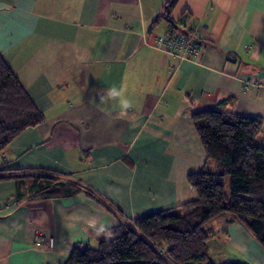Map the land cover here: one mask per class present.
<instances>
[{"label": "crops", "instance_id": "crops-1", "mask_svg": "<svg viewBox=\"0 0 264 264\" xmlns=\"http://www.w3.org/2000/svg\"><path fill=\"white\" fill-rule=\"evenodd\" d=\"M167 2L0 0V54L44 115L0 153L1 174L44 170L91 194L21 195L0 178V264H64L119 222L186 211L187 176L213 167L196 110L262 117L264 146V0H178L172 23L160 16ZM171 28L201 46L199 59L155 46ZM209 227L214 264H264L242 224Z\"/></svg>", "mask_w": 264, "mask_h": 264}, {"label": "trees", "instance_id": "trees-1", "mask_svg": "<svg viewBox=\"0 0 264 264\" xmlns=\"http://www.w3.org/2000/svg\"><path fill=\"white\" fill-rule=\"evenodd\" d=\"M177 1L168 0L160 15L171 23ZM43 121V112L0 54V153L20 132ZM191 121L213 167L187 176L196 198L183 205L186 211L168 209L119 222L96 247L73 248L64 264H214L207 246L214 233L209 223L223 216L246 227L264 247V146L256 139L263 118L211 108L192 112ZM1 173L0 178L15 179L21 195L70 197L86 189L39 169Z\"/></svg>", "mask_w": 264, "mask_h": 264}, {"label": "built area", "instance_id": "built-area-1", "mask_svg": "<svg viewBox=\"0 0 264 264\" xmlns=\"http://www.w3.org/2000/svg\"><path fill=\"white\" fill-rule=\"evenodd\" d=\"M155 46L164 53L193 61L197 58L199 59L203 52L199 44L182 35H175L171 31L166 32L164 36L156 38Z\"/></svg>", "mask_w": 264, "mask_h": 264}]
</instances>
